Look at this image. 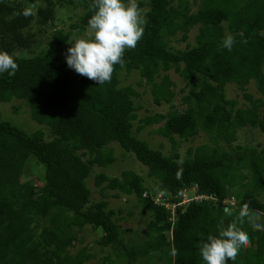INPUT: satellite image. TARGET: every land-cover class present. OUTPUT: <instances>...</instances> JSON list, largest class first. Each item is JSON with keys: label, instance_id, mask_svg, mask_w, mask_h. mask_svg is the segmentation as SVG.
Segmentation results:
<instances>
[{"label": "trees", "instance_id": "obj_1", "mask_svg": "<svg viewBox=\"0 0 264 264\" xmlns=\"http://www.w3.org/2000/svg\"><path fill=\"white\" fill-rule=\"evenodd\" d=\"M40 3L43 6H38ZM27 5L38 8L25 18L22 12ZM149 6L141 40L135 49L125 50L124 67L115 65L110 83L100 86L66 70L61 61L71 34L63 30L54 32L40 54L15 57L19 66L15 76L0 73V105L23 101L31 118L48 126L52 135L49 141L41 130L30 135L3 120L0 112V264H87L91 257L86 251L72 253L77 230L87 226L101 233L100 246H114L126 264L154 256L165 260L163 264H204L201 240L218 235L224 207L231 206L238 213L248 204L249 210L264 214V201L259 198L264 195V147L260 151L242 149L235 157L219 153V148L213 152L208 146L186 160H180L177 153L166 156L134 134L138 118L134 97L138 94L132 87L122 86L121 80L123 73L136 71L151 86L157 106L171 104L175 97L169 71L175 68L187 81L190 91L183 99L187 109H173L144 121L147 126L165 122L157 130L165 138L194 139L204 131L214 144H230L237 130L245 126L264 131V113L262 118L259 113L264 101L255 102L247 96L252 107L236 110V102L225 94L228 84L244 89L252 80L264 93V0H202L199 10L191 14L186 7H171V0H150ZM87 9L81 20L84 27L93 15L90 6ZM55 13L53 0H0V51L13 54L29 49L33 39L25 30L33 23L49 24ZM195 26L200 30L196 45L184 50L170 45L179 32L186 42ZM226 35L236 40L231 51L221 47ZM242 39L248 42L242 43ZM114 142L148 168L149 177L159 182L164 195L177 197L196 187L199 195L212 199L194 201L183 213L178 209L173 224L164 206L143 198L147 189L141 176L132 171L122 173L121 178L99 173L96 186L107 181V189L136 195L153 213L147 241L128 247L120 238L116 212L109 209L106 199L92 201L88 187L95 167L107 168L115 162L108 149ZM234 161L247 162L246 167L254 173L252 191L237 198V207L224 203L233 197L229 189L235 187ZM27 164L45 168L41 187L19 182ZM233 218H225V226ZM42 220L46 225L38 233ZM238 227L247 232L251 243L228 264H264V231L253 230L247 218ZM171 229L173 240L168 241L165 233ZM172 249L176 255L171 254Z\"/></svg>", "mask_w": 264, "mask_h": 264}, {"label": "rangeland", "instance_id": "obj_2", "mask_svg": "<svg viewBox=\"0 0 264 264\" xmlns=\"http://www.w3.org/2000/svg\"><path fill=\"white\" fill-rule=\"evenodd\" d=\"M56 3L55 19L45 26L37 25L33 23L32 26L25 30L26 34L31 35L33 44L29 49H18L13 54V58L17 56L34 57L41 53L46 48L49 42L52 40L54 32L56 30H63L73 36H83L87 26L82 24V18L87 14L88 7L90 6L89 0H67L64 4H60L59 0H53ZM150 0H137L139 8L142 10V15L147 21V12L150 10ZM202 0H171V7L176 9L188 8L189 14L195 13L199 10ZM127 2V0H125ZM143 3V6L139 4ZM33 7V12H37L38 6H43L40 3L38 6L27 5V7ZM226 33L229 34L227 29ZM199 26H195L188 34V40L184 42L181 38L183 34L179 32L174 36L170 45L175 49L184 50L188 45L197 44V36L199 35ZM264 33V32H263ZM71 40V39H70ZM72 45L67 43L64 47V55L61 64L66 65L67 71H74L69 68L66 63L67 50ZM264 72V70H263ZM170 78L174 82L173 90L175 97L171 104L163 103L161 106H157L154 103V98L151 92V86L147 85L146 81L141 76L133 71L131 74L123 73L121 75L122 86L132 87L137 91L136 97H134L135 105L137 106V119L134 121V134L142 140L148 142L150 147L155 150H160L166 156H171L174 153L179 154L180 160H186L193 158L195 153L202 147L208 146L211 151H215V148H219L220 152H227L234 157L242 149L255 147L258 151L264 147V131L259 127L251 128L245 126L237 130L235 139L232 143L228 144L222 141H218L214 144L213 140L206 135L204 131L199 136L191 139H181L178 136H174V140L165 138L158 134L157 130L163 127L165 122L156 123L154 125H145L144 121L148 117H155L159 114H167L171 110H179L183 112L187 109V105L184 103V97L189 94L190 88L187 81L174 69L168 72ZM163 76V74H161ZM226 98L236 102L235 109H248L252 107V101L247 98L250 96L253 101H264V93L259 90L257 82L252 80L244 89L239 88L236 84L230 83L225 87ZM16 109L19 111L16 112ZM0 112L2 118L5 121H10L28 134H33L39 130L43 131L45 140L52 139L51 130L48 126L41 125L31 118L30 110L23 101L14 100L11 103L0 105ZM260 116L264 113V107L259 111ZM108 149L112 152L115 162L107 168L95 167L88 179V187L92 191V201L97 202L102 199H106L109 202V209L116 212V218L121 230L120 238L128 247L142 244L147 241V232L150 230V223L153 219V213L141 203L136 195L128 196L124 193L107 189L108 182L105 181L102 186H96V177L99 173H105L109 177H122V173L126 171H132L143 178V185L147 191L154 194L157 198L165 203L170 209L177 212L178 205L173 203L179 200L182 196H171L162 192L159 187V182L148 175V168L140 163L136 157L123 150L119 143H111ZM81 154V152H79ZM87 157H85L86 159ZM247 162H236L234 166L236 168L233 172V182L235 187L229 189L232 199L224 201L225 204H231L237 207V203L240 201L237 198H242L247 191H252L251 185L254 181V173L247 168ZM45 171L43 166H37L33 164H27L25 172L19 178L20 183L27 181L31 182L35 187H41L42 172ZM197 188L192 187L183 191L186 198L182 197L183 206L189 204L193 197L196 195ZM261 201H264V195L259 196ZM212 199V198H208ZM206 201V200H205ZM181 206V207H183ZM185 207L182 208L184 211ZM252 215L259 212L249 210ZM264 224V215H260L258 221ZM35 225V223H34ZM46 225L45 220L41 222V228L38 230L40 233ZM78 241L75 248L72 250L73 254L80 251H86L91 257V260L87 264H126L125 257H121L120 253L114 246L102 247L97 241L100 240L101 233L90 226L85 227L82 231L77 230ZM168 241L172 240L171 232L165 233ZM153 259H158L155 256L149 258L139 259L134 264H163L165 260H157V263H152Z\"/></svg>", "mask_w": 264, "mask_h": 264}, {"label": "clouds", "instance_id": "obj_3", "mask_svg": "<svg viewBox=\"0 0 264 264\" xmlns=\"http://www.w3.org/2000/svg\"><path fill=\"white\" fill-rule=\"evenodd\" d=\"M90 9L93 11V15L88 20L84 35L73 36L68 41L72 46L67 50L66 63L79 75L102 86L111 82L115 65L124 67L125 50L136 48L144 34L145 20L137 0H127V2L125 0H92ZM22 15L25 18L34 15L33 7L25 8ZM240 35L243 37V33ZM241 42L246 44L248 41L242 39ZM235 44V38L232 35H226L221 42V47L231 51ZM18 70L19 66L13 55L6 51H0V73L7 72L9 76H15ZM144 194L155 196L147 191ZM144 194L143 198H146ZM181 196L183 197V193ZM195 196L203 195L196 192ZM182 197L173 203L179 204L178 209L181 210V213L185 211H182L183 207L186 209L194 201L209 200V196H203L204 199L193 200L183 206L185 203L183 204ZM178 209L174 217H172L171 210L166 209L170 214L169 221L173 224ZM260 215L264 214L252 215L248 204H244L238 213L231 206L224 207L223 217L217 224L218 235H208L206 239L201 240L199 252L204 264L235 262L240 251L251 243L247 232L238 227V224L243 225L247 218V222L253 230L264 231V224L257 222ZM225 218H233L227 226H225ZM172 229L169 232H171L173 240ZM171 254L176 255V250L172 249Z\"/></svg>", "mask_w": 264, "mask_h": 264}, {"label": "built area", "instance_id": "obj_4", "mask_svg": "<svg viewBox=\"0 0 264 264\" xmlns=\"http://www.w3.org/2000/svg\"><path fill=\"white\" fill-rule=\"evenodd\" d=\"M144 197H146V198H150V200L151 201H153L155 204H157V205H161V206H165V208L167 209V210H171V214H172V217H174L175 215H176V211H174L173 209H170V207H168L165 203H162L161 202V200L159 199V198H157L156 196H150V195H148V194H144ZM183 197H184V201H186V198H185V196H184V194H183ZM205 197H203V196H195L193 199H192V201L193 200H202V199H204ZM174 205H177V204H174ZM179 205V204H178Z\"/></svg>", "mask_w": 264, "mask_h": 264}]
</instances>
